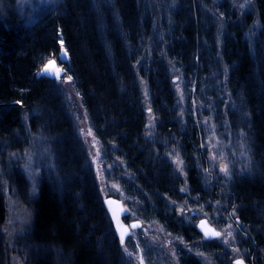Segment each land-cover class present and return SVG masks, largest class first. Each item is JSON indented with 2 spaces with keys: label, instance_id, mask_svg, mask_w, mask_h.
Listing matches in <instances>:
<instances>
[{
  "label": "trees",
  "instance_id": "obj_1",
  "mask_svg": "<svg viewBox=\"0 0 264 264\" xmlns=\"http://www.w3.org/2000/svg\"><path fill=\"white\" fill-rule=\"evenodd\" d=\"M252 1L254 34L251 13H232L218 42L195 0H171V14L165 4L159 23L150 0H59L29 20L17 11V0H0V173L29 210L30 264H123L61 87L38 76L50 60L72 78L105 159L112 167L114 160L122 164L120 183L144 215L171 234L185 238L190 230L198 237L170 202H216L238 222L245 263L264 264V0ZM61 41L64 62L58 61ZM172 70L186 83L183 115ZM138 78L154 117L147 135ZM201 117L212 119L243 153L218 182L208 183L204 174ZM31 136L45 140L52 166L40 169L33 194L18 160ZM172 152L183 161L185 193ZM4 212L0 193V227ZM213 260L229 264L216 252ZM179 264L201 263L181 255Z\"/></svg>",
  "mask_w": 264,
  "mask_h": 264
},
{
  "label": "rangeland",
  "instance_id": "obj_2",
  "mask_svg": "<svg viewBox=\"0 0 264 264\" xmlns=\"http://www.w3.org/2000/svg\"><path fill=\"white\" fill-rule=\"evenodd\" d=\"M59 0H17V11L25 15V19L29 20L36 13H41L47 9L53 8ZM200 5L202 18L209 16L217 31L218 42L221 39L224 25L226 24L225 16L231 17L242 16L244 13H251L253 23L250 28L252 35L258 28L257 15L252 0H195ZM150 4L154 7V18L156 23L163 18L162 8L166 4V15H170L172 10L171 0H150ZM169 2V3H168ZM21 14V15H22ZM67 57L63 55L62 50L58 56L59 62L66 61ZM49 68L51 74L42 75L41 72L45 65L38 72L39 77H47L54 79L59 83L68 113L74 124L77 139L81 142L86 152L89 163L95 175L98 192L102 200L107 198H115L120 200L126 208L127 214L124 218L126 223L138 222L139 227L131 230L125 244L120 246L123 264H140V258H143L144 264H179L181 255L194 257L201 264H217L214 260V252L219 255H226L229 264L240 260L244 261L243 250L241 249L237 239L236 232L238 227L237 220L233 215L226 216L220 204L208 203L207 206H192L188 199L180 203L170 202V208L180 222L189 228L196 230V223L199 219H206L211 226L221 232V236L213 240H205L199 233L195 237L189 230L187 237H179L171 234L149 214H143L142 206L135 198L129 197L128 192L120 183L121 177H126L122 164L117 160L115 166H111L105 159L102 146L94 135L87 118V114L81 104L78 94L76 93L70 81H67L63 70L59 67L56 60ZM173 67V65H171ZM170 66V67H171ZM57 70L59 71V79H57ZM174 90L177 95L178 104L182 115L186 107L184 88L186 83L183 82L181 74L178 71L171 72ZM140 91L143 97L144 110L146 112V135L152 132L154 126V117L149 108L147 86L143 79L138 78ZM27 115L24 114L23 121L26 123ZM212 119L201 117L199 125L203 134L202 149L207 158V169L204 170L208 183L218 182L219 178H228L229 169L237 162L243 159L241 148L234 149V145L229 135L222 134L218 131L217 126L211 122ZM89 131L91 135H88ZM229 134V133H228ZM224 136L226 139H224ZM27 153L18 157L22 172L28 183L30 193H34L39 182L40 169L51 170V159L45 140L39 136H31L30 143L27 147ZM178 153L172 152L169 160L175 171L181 177L183 185L182 193L187 192L185 182L184 166L183 170H178L175 162ZM179 156V155H178ZM180 159V157H179ZM181 160V159H180ZM95 161V162H94ZM227 166L228 174L226 175L220 169ZM112 168H115L113 171ZM0 193L2 195L3 208L5 210L4 220L0 227V240L2 246L0 254L3 257L4 264H30L28 255L32 251L31 244L28 239V225L30 222L29 210L23 204L19 197L11 192L8 188L7 181L4 180L0 173ZM192 213L194 214L192 216ZM230 226V227H229ZM231 232V236L228 233ZM227 240V243H225ZM209 247H212L210 249ZM131 253V255H129Z\"/></svg>",
  "mask_w": 264,
  "mask_h": 264
},
{
  "label": "water",
  "instance_id": "obj_3",
  "mask_svg": "<svg viewBox=\"0 0 264 264\" xmlns=\"http://www.w3.org/2000/svg\"><path fill=\"white\" fill-rule=\"evenodd\" d=\"M113 201V203L111 205H109L108 203H106V201ZM102 204H103V207L105 209V211L107 212V215L109 217V220L111 222V225L113 227V230H114V233L118 239V242L119 244H121L120 242V232L117 230L118 229V222H119V226L121 227V230H123V228H127L128 229V233L125 237V240L127 239L129 233L131 230H134V229H137V228H132L131 226L133 224H138V222H129V223H126L124 218L126 217V214H127V211H126V208L125 206L123 205V203L118 200V199H115V198H107V199H104L102 201ZM111 209V210H110ZM194 214L192 213V216ZM115 217V218H114ZM201 221H206L207 222V225L209 228L211 229H214L216 230L213 226H211L209 224V222L202 218V219H199L196 223V230L201 234V236L203 237V239L205 240H213V239H216L218 237H214V238H208L206 239L205 236H204V232L201 230V227H200V224H201ZM218 231V230H216ZM232 264H236V261H234Z\"/></svg>",
  "mask_w": 264,
  "mask_h": 264
},
{
  "label": "snow or ice",
  "instance_id": "obj_4",
  "mask_svg": "<svg viewBox=\"0 0 264 264\" xmlns=\"http://www.w3.org/2000/svg\"><path fill=\"white\" fill-rule=\"evenodd\" d=\"M61 50L63 52V55L66 57L67 56V51L63 49V43H62V41H61ZM53 64H54V61H49V64L48 65H45V68L42 70L41 74L42 75H44V74H51L49 72V68ZM59 71L60 70H57V79H59ZM71 79L72 78L70 76L67 77V81H71ZM88 135H91V132L90 131H89ZM175 162L177 163L178 170L182 171L183 170V161L179 159V156L178 155L176 157ZM220 170L222 172H224L226 175L228 174V168H227L226 165L225 166H222ZM181 191H184V189H181ZM106 203H108L109 205H111L113 203V201L109 200V201H106ZM131 227L132 228H137V227H139V225L138 224H133ZM200 227H201V230L204 232V236H205L206 239H208V238H214V237H220L221 236V232L209 228L206 221H201ZM117 230L120 232V242H121V245H124L125 244V237H126V235L128 233V229L127 228H123V230H121V227L119 226V222H118V229ZM228 236H231V232L228 233ZM225 243H227V240H225ZM129 255H131V253H129ZM140 264H144V261H143V258L142 257L140 258ZM236 264H242V261L237 260L236 261Z\"/></svg>",
  "mask_w": 264,
  "mask_h": 264
},
{
  "label": "bare ground",
  "instance_id": "obj_5",
  "mask_svg": "<svg viewBox=\"0 0 264 264\" xmlns=\"http://www.w3.org/2000/svg\"><path fill=\"white\" fill-rule=\"evenodd\" d=\"M103 201V200H102Z\"/></svg>",
  "mask_w": 264,
  "mask_h": 264
}]
</instances>
